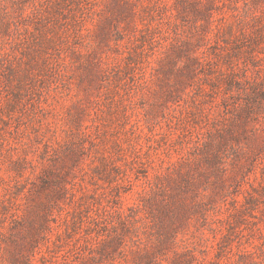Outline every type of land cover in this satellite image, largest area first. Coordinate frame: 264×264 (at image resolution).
<instances>
[{"label":"rangeland","instance_id":"1","mask_svg":"<svg viewBox=\"0 0 264 264\" xmlns=\"http://www.w3.org/2000/svg\"><path fill=\"white\" fill-rule=\"evenodd\" d=\"M0 264H264V0H0Z\"/></svg>","mask_w":264,"mask_h":264}]
</instances>
